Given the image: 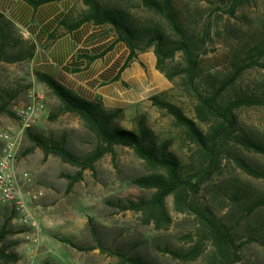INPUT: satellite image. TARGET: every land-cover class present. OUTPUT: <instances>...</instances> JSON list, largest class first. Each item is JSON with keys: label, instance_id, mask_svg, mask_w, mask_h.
<instances>
[{"label": "rangeland", "instance_id": "rangeland-1", "mask_svg": "<svg viewBox=\"0 0 264 264\" xmlns=\"http://www.w3.org/2000/svg\"><path fill=\"white\" fill-rule=\"evenodd\" d=\"M102 1L130 10L140 22L159 23L166 28L162 19L139 0ZM233 1L174 0L179 18L187 29L202 35L204 29L210 27L212 38L206 41L201 64L204 71L217 78L231 75L236 64L249 62L251 56H255L253 50L264 43V0H243L231 14L229 10L234 5ZM71 2V9L76 14L86 10L83 0ZM8 19L5 16L2 20L5 22ZM8 32L13 39L21 37L26 40L15 23L8 27ZM17 49L9 46L8 51L13 53ZM152 54L150 49L144 55L151 59ZM180 60L178 54L172 65ZM259 62V65L247 68L230 86V97L250 95L264 100V56ZM37 71L34 57L0 64V100H10L11 109L15 112V117L0 114V131L17 133L23 128L17 116L19 106L35 97L37 100L41 98L44 103L39 121L23 130L16 161L33 179V185L27 190L43 191L36 201L28 202L32 214L30 222L36 221L37 226L32 223L22 225L11 208H0V231L5 223H8L6 230L10 231L0 241V249L17 258L16 261L0 260V264H120V259L113 252L141 256L152 264H207L206 255L184 262L173 258L165 250L188 248L192 243L184 236L195 234L203 227L196 214L177 208L174 195L166 201L172 216V223L167 229L158 230L153 224H143L139 212L123 209L129 200L149 197L153 193V190L132 182L133 178L147 173L143 161L132 149L116 147L115 161L112 154L105 155L97 163L96 173L84 170L82 179L70 189L67 175H75L78 171L76 166L55 155L45 158L40 147L28 151L34 146L28 138V130L46 137L66 136L68 147L79 155L91 151L96 144L94 134L78 115L62 113L52 117L60 110L61 101L38 80ZM165 91L166 99L179 105L202 126L196 118L192 98L173 83ZM127 110L130 111L121 119L124 127L135 128L137 117L145 116L160 142L170 140L171 149L181 158L185 174L189 171L196 174L192 165L194 146L184 139L183 130L175 125L171 115L155 107L150 100ZM237 113L243 129L264 142V104L245 105ZM236 152L264 173L263 154L243 149ZM224 158L223 169L207 180L199 192L186 188L182 195L207 206L224 223L233 226L242 241L247 242L242 258L236 264H264V205L251 210L257 200L264 197V176H250L239 169L227 154ZM237 188L243 192L242 203L234 198ZM33 233H37V242L28 238ZM99 244L111 251H101ZM207 249L210 251L212 246Z\"/></svg>", "mask_w": 264, "mask_h": 264}, {"label": "trees", "instance_id": "trees-1", "mask_svg": "<svg viewBox=\"0 0 264 264\" xmlns=\"http://www.w3.org/2000/svg\"><path fill=\"white\" fill-rule=\"evenodd\" d=\"M22 1L36 9L42 4L59 0ZM139 1L150 12L159 16L166 24V28L159 23L140 22L134 18L130 10L104 4L102 0H83L86 10L76 14L71 9L60 25L66 30H73L88 22L110 25L117 39L126 43L130 50L127 64L140 54L153 50L156 68L175 87L180 88L193 99L196 118L206 127H202L196 119L189 117L179 105L166 99V91L150 97L155 107L173 117L175 125L183 130L184 139L194 146L192 165L196 174L190 171L189 174H185L181 158L171 149L170 140L160 142L145 116L137 117L135 128L124 127L121 124L125 114L123 108H107L101 99L93 101L83 99L52 75L41 71L36 72L38 80L47 85L61 101L60 110L52 117L62 113L78 115L94 134L96 144L91 151L79 155L68 147L66 136L46 137L28 130V138L34 143L28 151L40 147L45 158L55 155L62 161L76 166L78 168L76 174L67 175L70 179L68 186L70 189L82 179L84 170L89 169L96 173L97 163L105 155L112 154L115 161L116 147L132 149L147 169L146 174L133 178L132 182L141 188L153 190V193L149 197L129 200L123 205V209L139 212L143 224H153L158 230L167 229L172 223V216L166 201L170 195H174L177 208L183 212L196 214L203 227L195 234L184 236L192 243L188 248L178 250L165 248L166 252L184 262L194 261L206 255L207 264H236L241 260L247 242L242 241L236 229L224 223L207 206L188 200L182 194L186 188L199 192L200 187L207 180L223 169L226 154L246 174L254 177L264 176L263 172L236 152L237 149H243L264 155V142L243 129L237 113L238 109L245 105L264 104V100L250 95L230 97L228 93L230 86L237 82L247 68L259 65V59L264 56V43L253 50L255 56H251L249 62L238 63L235 72L231 75L217 78L213 74H208L210 72L204 71L201 64V54L206 52L204 49L206 41L212 38L209 26L204 29L202 35L191 32L181 22L174 0ZM240 3H243V0H234L229 12L234 14L235 6ZM5 16L0 11V64L3 61L20 62L34 57L37 45L21 37L13 39L8 27H11L14 21L9 18L4 22L2 19ZM56 35L57 31H54L48 43ZM9 46L18 49L10 53ZM178 54L181 60L172 65ZM0 114L15 117L10 100H0ZM242 196L241 188H237L234 198L242 203ZM262 205H264V197L257 200L251 210ZM12 210L15 215V210ZM7 227L8 223H5L0 231V241L10 233L6 230ZM209 245L212 246L210 251L207 249ZM98 246L103 252L111 251L102 244ZM113 253L120 259V264H152L141 256L123 252ZM13 256L5 249H0V260L16 261L17 258Z\"/></svg>", "mask_w": 264, "mask_h": 264}, {"label": "crops", "instance_id": "crops-1", "mask_svg": "<svg viewBox=\"0 0 264 264\" xmlns=\"http://www.w3.org/2000/svg\"><path fill=\"white\" fill-rule=\"evenodd\" d=\"M72 6L71 0H59L35 9L22 0H5L0 2V11L14 21L27 41L37 45L36 69L83 99H101L107 108H123L127 113L128 108L170 87L171 82L156 68L154 52L151 59L142 53L126 63L130 50L109 25L88 22L73 30L63 28L60 22ZM54 31L57 35L48 43ZM15 171L23 182L26 170L17 163Z\"/></svg>", "mask_w": 264, "mask_h": 264}, {"label": "built area", "instance_id": "built-area-1", "mask_svg": "<svg viewBox=\"0 0 264 264\" xmlns=\"http://www.w3.org/2000/svg\"><path fill=\"white\" fill-rule=\"evenodd\" d=\"M43 109L42 99L37 100L35 97L17 109V116L23 127L20 131L17 133L0 131V208L9 206L14 209L15 216L22 225L32 223L33 226H37L36 221L30 222L32 214L28 201H36L43 195V191L25 188L24 185H33V179L28 172L22 173L23 182H20L15 171L17 152L23 130L39 121ZM28 238L35 242L39 239L37 233L29 235Z\"/></svg>", "mask_w": 264, "mask_h": 264}]
</instances>
